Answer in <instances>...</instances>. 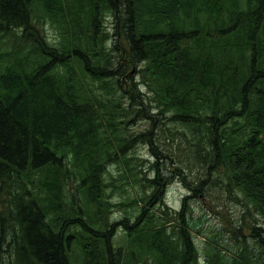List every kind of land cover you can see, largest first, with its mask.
Instances as JSON below:
<instances>
[{"label":"trees","instance_id":"1","mask_svg":"<svg viewBox=\"0 0 264 264\" xmlns=\"http://www.w3.org/2000/svg\"><path fill=\"white\" fill-rule=\"evenodd\" d=\"M112 8L124 9L123 47L144 63L153 102L202 134L205 159L224 165L264 207V0H78L67 20L64 0H0V175L5 164L58 177L69 159L83 167L86 194L96 200L110 152L87 76L113 74L82 55L102 45L89 29ZM41 20L56 27L61 55L42 38ZM13 221L21 263L71 264L72 236L54 233L36 200L20 202ZM154 240L152 248L161 247L164 232ZM180 240L179 264H194L191 236L182 230ZM82 247L91 254L86 264L101 263L94 244Z\"/></svg>","mask_w":264,"mask_h":264},{"label":"rangeland","instance_id":"2","mask_svg":"<svg viewBox=\"0 0 264 264\" xmlns=\"http://www.w3.org/2000/svg\"><path fill=\"white\" fill-rule=\"evenodd\" d=\"M77 1L64 0L66 20ZM124 17L122 8L105 10L89 29L102 45L94 56L82 55L90 66L113 74L104 79L95 70L87 76L110 152L96 200L86 194L83 167L69 159L60 176L48 178L41 171L21 172L3 164L0 264H23L16 253L22 231L13 220L19 203L32 200L48 215L54 233L72 236L71 264L92 262L82 247L90 243L100 252V264H179L182 230L193 240L194 264H264V207L232 183L224 165L205 159L202 134L153 102L144 63L124 50ZM37 28L51 51L61 55L56 27L41 20ZM157 231L164 232V244L152 248Z\"/></svg>","mask_w":264,"mask_h":264}]
</instances>
